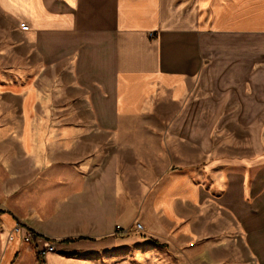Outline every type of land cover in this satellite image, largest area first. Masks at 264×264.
<instances>
[{
  "label": "crops",
  "instance_id": "0c3cea01",
  "mask_svg": "<svg viewBox=\"0 0 264 264\" xmlns=\"http://www.w3.org/2000/svg\"><path fill=\"white\" fill-rule=\"evenodd\" d=\"M203 92L261 109L264 0H0V264H264L263 155H217L207 133L194 140L200 160L167 172L152 162L160 178L139 180L140 197L102 178L126 121L180 112ZM103 181L117 183L104 204L120 213L41 254L53 237L38 205Z\"/></svg>",
  "mask_w": 264,
  "mask_h": 264
},
{
  "label": "rangeland",
  "instance_id": "374dc122",
  "mask_svg": "<svg viewBox=\"0 0 264 264\" xmlns=\"http://www.w3.org/2000/svg\"><path fill=\"white\" fill-rule=\"evenodd\" d=\"M247 103L248 96L237 92L232 95L203 92L180 112L173 109L151 111L126 121L125 126L117 132L120 137L116 146L108 143L112 147L107 150L111 155L103 158L102 178L114 180L119 175L126 180L123 183L127 188L125 190L140 197L144 184L153 186L160 178V175L151 172L152 162L161 171L167 172L200 160L202 143L194 140L196 136L207 133L213 135V151L217 155L246 158L264 156V102L260 104V110L257 109L259 104L255 105L256 109H252ZM175 117L185 120V126L175 127ZM144 155L153 159L145 160ZM114 161L119 172L116 175H104L105 168ZM142 162L147 163L144 166L147 168L145 174L141 171ZM128 166L133 169L131 173L121 171ZM141 179H144V184L139 182ZM116 187L117 183L114 182H91L80 192L83 199H72L61 206L52 204L56 201L41 202L37 216L44 229L50 232L49 236L53 237L50 243L60 242L68 235L93 237L101 228L108 226L109 215H116L122 209L104 204L110 202L111 193ZM101 202L103 204L99 205ZM25 224L20 222L14 230L21 231ZM117 228H121V225H117ZM133 229L138 233L144 232V226L142 231L137 230L136 224Z\"/></svg>",
  "mask_w": 264,
  "mask_h": 264
},
{
  "label": "built area",
  "instance_id": "2783aa9c",
  "mask_svg": "<svg viewBox=\"0 0 264 264\" xmlns=\"http://www.w3.org/2000/svg\"><path fill=\"white\" fill-rule=\"evenodd\" d=\"M136 225H137V230L138 231H142L143 230V225L141 224V223H136ZM20 227V226H19ZM120 227V226H119ZM32 238H33V233L31 232V231H28L27 230V232H26V234H25V237H24V239H25V241H30V240H32ZM56 243H48L47 245H46V247L45 248H42L41 250H40V252L42 253V254H46L47 252H50V251H55L56 250Z\"/></svg>",
  "mask_w": 264,
  "mask_h": 264
},
{
  "label": "trees",
  "instance_id": "16d2710c",
  "mask_svg": "<svg viewBox=\"0 0 264 264\" xmlns=\"http://www.w3.org/2000/svg\"><path fill=\"white\" fill-rule=\"evenodd\" d=\"M33 233V235L35 234L33 231H31Z\"/></svg>",
  "mask_w": 264,
  "mask_h": 264
}]
</instances>
